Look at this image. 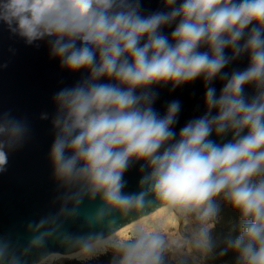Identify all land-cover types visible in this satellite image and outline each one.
<instances>
[{
	"label": "clouds",
	"instance_id": "obj_1",
	"mask_svg": "<svg viewBox=\"0 0 264 264\" xmlns=\"http://www.w3.org/2000/svg\"><path fill=\"white\" fill-rule=\"evenodd\" d=\"M165 6L169 11L143 16L139 0H0V21L11 33L28 45L47 39L50 55L63 68L88 72L54 97L50 161L54 178L69 192L57 216L30 225V248L56 235L60 216H77L85 196H99L101 206L86 217L90 226L112 229L115 214L128 218L133 209L147 214L155 206L193 217L191 238L208 254L219 213L216 198L222 197L238 210L240 231L221 255L231 249L237 264H264V0H165ZM173 23L171 38L163 35ZM245 53L246 69L223 72ZM218 75L226 81L219 96L210 86ZM198 78L206 87V112L177 137L179 102H171L161 117L150 89L167 84L175 89ZM249 84L256 89L250 100L244 94ZM213 132L221 138L232 133V140L216 143L209 139ZM26 133L21 121L0 117V172ZM139 161L142 171H150L140 181L142 190L126 195L124 173ZM100 243L107 247L101 250ZM74 246H80L78 256L110 248L112 264H165L169 250L158 228L142 227L123 241L94 233L77 238ZM0 264L23 261L0 243Z\"/></svg>",
	"mask_w": 264,
	"mask_h": 264
},
{
	"label": "water",
	"instance_id": "obj_2",
	"mask_svg": "<svg viewBox=\"0 0 264 264\" xmlns=\"http://www.w3.org/2000/svg\"><path fill=\"white\" fill-rule=\"evenodd\" d=\"M179 2L180 0L178 4ZM139 3L143 16L169 11L165 0H139ZM175 26L173 23L164 27L162 34L171 38ZM200 51H207V48L203 47ZM225 52L231 56L230 49ZM248 64L249 57L245 53L233 60L223 72L231 74L233 71H243ZM87 75V70L70 72L63 68L60 60L50 55L47 39L28 45L0 21V117L8 114L24 123L27 128L22 144L9 151L6 171L0 172V243H7L10 251L21 257L23 264L40 261L51 252L69 254L80 249V246H74L77 238L86 239L94 233H102L105 237L146 215L139 209H133L132 216L128 218H119V214H115L117 219L112 229L105 224L90 226L86 217L100 207L102 201L99 196L94 200L85 196L79 205L77 216L68 219L60 216V227L56 235L49 237L43 247L30 248L34 235L30 225L34 226L42 219L57 216L63 205V198L69 192L54 178L50 161V150L56 134L52 124L57 112L54 97L60 90L75 86ZM225 82L219 75L212 81L210 86L216 89L217 96ZM150 91L156 95L153 108L161 117L165 115L171 102H179L180 111L173 126L177 137L181 128L189 121L206 112V87L203 78L175 89L171 84L155 85ZM244 94L250 100L256 94L255 86L246 85ZM212 114L215 115V110ZM44 116L47 118H42ZM246 132L247 130L242 135ZM209 139L219 144L227 143L232 140V133L221 138L213 132ZM143 164V161L133 162L124 173V194L131 195L142 190L140 181L150 171L147 168L142 171ZM147 199L154 200V197L149 196ZM68 207L71 208L72 205L69 204ZM156 210L155 206H151L146 212ZM64 235L70 236L72 241L64 242Z\"/></svg>",
	"mask_w": 264,
	"mask_h": 264
},
{
	"label": "bare ground",
	"instance_id": "obj_3",
	"mask_svg": "<svg viewBox=\"0 0 264 264\" xmlns=\"http://www.w3.org/2000/svg\"><path fill=\"white\" fill-rule=\"evenodd\" d=\"M187 223H188V220L185 219V217H177L173 215L172 213L167 212L163 208H160L156 211L147 213L146 215L137 219L136 221L128 223L124 227L118 229L114 233L108 236H105L103 238L109 237V239L114 238V239L123 241L128 238L129 234L136 227H142L145 230H150L152 228H158L162 235L169 236V234H171L172 236V234H176L180 230H182ZM105 247H107L105 243H100L98 245V248H100L101 250H103ZM108 250L102 251V252L98 251L93 255H87V254L82 253L79 256L76 254L80 252V249L75 250L74 252H71L69 254H58V253L51 252L48 255H46L43 259H41L40 261L34 262L32 264H53V263L63 262L64 260L87 262L89 260H92L95 257H98L100 255L107 253Z\"/></svg>",
	"mask_w": 264,
	"mask_h": 264
},
{
	"label": "trees",
	"instance_id": "obj_4",
	"mask_svg": "<svg viewBox=\"0 0 264 264\" xmlns=\"http://www.w3.org/2000/svg\"><path fill=\"white\" fill-rule=\"evenodd\" d=\"M226 204V207H230ZM240 231V215L238 210L222 211L220 220L215 222V226L211 231L213 240V249L210 253L204 250L203 261L205 264H237L238 254L229 249L226 254L221 255V252L227 248V241L235 239ZM115 253L109 250L105 255L99 256L98 259L87 262L86 264H112ZM76 264H80L75 261ZM168 264H189L184 261L170 262Z\"/></svg>",
	"mask_w": 264,
	"mask_h": 264
},
{
	"label": "rangeland",
	"instance_id": "obj_5",
	"mask_svg": "<svg viewBox=\"0 0 264 264\" xmlns=\"http://www.w3.org/2000/svg\"><path fill=\"white\" fill-rule=\"evenodd\" d=\"M216 203L219 205V213H218L217 221L220 220L222 211L234 210L232 206L225 208V205L228 202H226L222 197L216 198ZM185 219L188 220V223L185 225V227L182 230L179 231L180 233L178 232L176 234H172V236L171 234H169V236L164 235L168 243V246H169L168 253L165 256V264H168L170 262L177 263L180 261H184L189 264H205L203 261L204 249L202 247H197L193 239L191 238L193 229L196 226L197 221L193 217H190V216L185 217ZM98 257H95L92 260H96L98 259ZM92 260H89L87 262H90ZM78 262L80 264L87 263V262H80V261ZM53 264H76V263L74 260H64L63 262L53 263Z\"/></svg>",
	"mask_w": 264,
	"mask_h": 264
}]
</instances>
